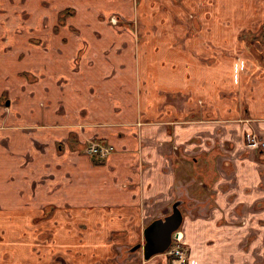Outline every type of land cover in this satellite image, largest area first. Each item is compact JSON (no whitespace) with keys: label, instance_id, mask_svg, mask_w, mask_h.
<instances>
[{"label":"crops","instance_id":"0c3cea01","mask_svg":"<svg viewBox=\"0 0 264 264\" xmlns=\"http://www.w3.org/2000/svg\"><path fill=\"white\" fill-rule=\"evenodd\" d=\"M29 1L0 0V264H87L145 240L177 201L187 264H264V148L246 145L264 140V77L244 58L203 65L194 21L166 53L170 37L138 39L148 0ZM89 140L115 150L93 161Z\"/></svg>","mask_w":264,"mask_h":264},{"label":"rangeland","instance_id":"374dc122","mask_svg":"<svg viewBox=\"0 0 264 264\" xmlns=\"http://www.w3.org/2000/svg\"><path fill=\"white\" fill-rule=\"evenodd\" d=\"M234 1L235 0H204V2H194V4H190L191 8L185 7L183 9L182 7H175L180 4V0H148L146 5H143V3L139 4V0H136L135 3L136 5L138 3V7L140 6L139 9L142 15L133 25L134 32L140 40L145 37H170L172 40L170 46H167L166 43H161L162 45L155 47L157 50L162 49V51L166 53V50H169L168 47L173 49L180 45L177 44L178 38L181 39L183 37L184 31L176 29V24L184 27V21L190 23L194 21L197 26L200 23V29H196L193 26V28L190 27L185 37L191 39L195 37V30L202 31L204 28L205 34L202 36V41L198 42L200 48L195 50L203 55H208L209 52H212V55L202 56L200 54V56H202L201 63L208 66L209 64H214L215 61L219 59L226 61V58H228L232 59L233 62H240L244 58L239 63V71L242 73L247 71L248 74L255 71V74H250L252 76L249 78V81L257 82L258 78L264 77V0H244V3L242 1H237L236 3L239 5L237 9L234 7ZM30 7H32L31 0L27 5V8ZM198 10H200V13L197 12ZM149 11L153 13L146 18ZM198 15H200V18ZM149 18L154 21L155 24H157L158 21L165 20L168 26L158 27L157 29L151 27L148 29L145 20ZM110 20L112 21V19ZM207 22L215 23V25L222 28H217L214 31V29L205 25ZM249 23L250 26H248ZM225 28H227V30H225ZM152 48L153 47L150 46V49L145 48V50L146 52H151V55L154 56ZM185 49H191V47L185 46ZM216 66L221 67L223 70L226 65L225 62H220ZM226 97L241 98V95L228 92L220 93V100ZM195 177L199 179L197 175ZM199 180L204 182L203 178ZM181 233L183 236V232ZM140 241L141 242H136L133 245H128L127 248L125 246L118 248L116 245L114 252L111 253H102L100 251L97 254L90 255V257L86 255L90 260L87 264H129L127 259L133 257L132 255L136 258V264H147L149 259L145 258L142 248L135 251L132 250L137 245H143L145 243L144 238H141ZM155 256L156 255L151 258ZM156 258L160 259L159 257ZM154 261L159 260L155 259ZM55 263L64 264L59 258Z\"/></svg>","mask_w":264,"mask_h":264},{"label":"water","instance_id":"95a60500","mask_svg":"<svg viewBox=\"0 0 264 264\" xmlns=\"http://www.w3.org/2000/svg\"><path fill=\"white\" fill-rule=\"evenodd\" d=\"M182 201L173 205L172 213L164 218L153 221L145 229V243L139 244L132 250L142 248L146 259L165 253L171 246L172 235L179 230L183 222V212L180 208Z\"/></svg>","mask_w":264,"mask_h":264},{"label":"built area","instance_id":"2783aa9c","mask_svg":"<svg viewBox=\"0 0 264 264\" xmlns=\"http://www.w3.org/2000/svg\"><path fill=\"white\" fill-rule=\"evenodd\" d=\"M246 145L250 149H263L264 140L257 134L250 133L246 135ZM112 147L101 143H91L88 147V152L92 155H97L100 158H105L111 153ZM170 257V264H187L189 259L188 251L185 247L183 236L180 230H177L172 235L170 248L165 252Z\"/></svg>","mask_w":264,"mask_h":264},{"label":"flooded vegetation","instance_id":"af4514ba","mask_svg":"<svg viewBox=\"0 0 264 264\" xmlns=\"http://www.w3.org/2000/svg\"><path fill=\"white\" fill-rule=\"evenodd\" d=\"M111 19H112V21H111L112 23H114V24L118 23V18H117L116 16L112 17ZM94 142L101 143V144H103V145H107V146H111V147H112V151H111V153L114 152V150H115V147H114V145H112V144L105 143V142L100 141V140H89V141H87L86 143H84V144L82 145V150H83L85 153H87L88 155H90V157H92V160H93V161H97V160H98V161H104V160L109 156V154H111V153H109V154L107 155V157H105V158H100V157L97 156V155H92V154H90V153L88 152V147H89V145H90L91 143H94Z\"/></svg>","mask_w":264,"mask_h":264}]
</instances>
